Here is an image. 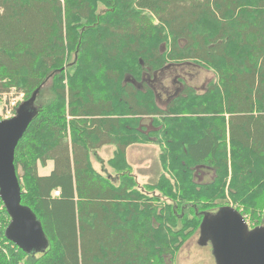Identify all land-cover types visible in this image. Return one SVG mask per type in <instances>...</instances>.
I'll list each match as a JSON object with an SVG mask.
<instances>
[{"label":"trees","instance_id":"trees-1","mask_svg":"<svg viewBox=\"0 0 264 264\" xmlns=\"http://www.w3.org/2000/svg\"><path fill=\"white\" fill-rule=\"evenodd\" d=\"M186 63L217 80L162 92ZM49 80L14 159L45 243L10 239L0 196V264H175L208 215L264 225V0H0V105L33 108ZM147 144L163 172L140 184L127 151Z\"/></svg>","mask_w":264,"mask_h":264},{"label":"water","instance_id":"water-1","mask_svg":"<svg viewBox=\"0 0 264 264\" xmlns=\"http://www.w3.org/2000/svg\"><path fill=\"white\" fill-rule=\"evenodd\" d=\"M23 110L0 121V196L12 217L8 236L21 249L33 252L44 246L45 239L41 224L21 205L14 165L16 148L34 117L31 108ZM201 230L214 241L218 264H264V225L251 229L237 209L221 210L212 221L205 218Z\"/></svg>","mask_w":264,"mask_h":264},{"label":"rangeland","instance_id":"rangeland-1","mask_svg":"<svg viewBox=\"0 0 264 264\" xmlns=\"http://www.w3.org/2000/svg\"><path fill=\"white\" fill-rule=\"evenodd\" d=\"M181 78H184L189 84L199 90V92H202L208 83L211 84L217 80V73L212 68L197 66L192 63L177 66L165 73L164 82L165 87H168L167 90L173 92L176 87L175 83ZM50 84L51 80L46 83L42 93L37 99V103L34 104V107L31 109L35 110L48 99L47 96L49 94L48 89ZM163 98H166V96H163ZM23 99V95L18 96L14 92L4 96L3 103L0 105V120L2 121L13 118L15 116L14 107L18 103H22ZM26 108L30 107L28 106ZM114 151V146H107L102 148L96 154H93L92 164L94 168L104 175L110 174L111 169H109L107 165V160L113 156ZM160 154V147L154 144L132 146L128 149L127 157L129 164L131 165L133 174L136 175L140 184L155 182L163 172L160 162ZM51 168L52 167H50L49 171L40 168V175H48ZM209 173H211L209 170L201 169L198 175L199 180H210L211 176ZM218 214L213 217L208 215L207 220L212 221L218 216ZM175 264H218L215 243L210 234L204 230H200L196 233L183 247Z\"/></svg>","mask_w":264,"mask_h":264},{"label":"flooded vegetation","instance_id":"flooded-vegetation-1","mask_svg":"<svg viewBox=\"0 0 264 264\" xmlns=\"http://www.w3.org/2000/svg\"><path fill=\"white\" fill-rule=\"evenodd\" d=\"M165 73L166 72H163V74H162V76H161V81H159V88L162 90V92H165L167 95L169 94H172L173 92H169L167 89H168V87L166 86L165 87V82H164V76H165ZM175 84H177V82L175 83Z\"/></svg>","mask_w":264,"mask_h":264},{"label":"crops","instance_id":"crops-1","mask_svg":"<svg viewBox=\"0 0 264 264\" xmlns=\"http://www.w3.org/2000/svg\"><path fill=\"white\" fill-rule=\"evenodd\" d=\"M51 165V166H50ZM50 167H52L53 168V164H49V166L46 168V170H48L49 171V169H50ZM52 168H51V170H52ZM44 170V169H43ZM47 171V172H48ZM41 172V171H40ZM51 172V171H50ZM50 172H49V174H50ZM210 174V176H211V173H209Z\"/></svg>","mask_w":264,"mask_h":264},{"label":"built area","instance_id":"built-area-1","mask_svg":"<svg viewBox=\"0 0 264 264\" xmlns=\"http://www.w3.org/2000/svg\"><path fill=\"white\" fill-rule=\"evenodd\" d=\"M55 194H56V195H59V192H56Z\"/></svg>","mask_w":264,"mask_h":264}]
</instances>
